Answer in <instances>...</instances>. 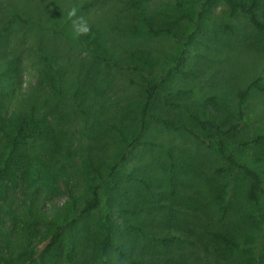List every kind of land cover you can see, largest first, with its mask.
I'll return each mask as SVG.
<instances>
[{"label":"rangeland","instance_id":"rangeland-1","mask_svg":"<svg viewBox=\"0 0 264 264\" xmlns=\"http://www.w3.org/2000/svg\"><path fill=\"white\" fill-rule=\"evenodd\" d=\"M55 1L62 7L56 13L38 0H0V154L6 143L2 129L17 112L46 114L57 121L59 133L53 153L42 157L40 144L30 148L35 165L24 162L7 202L0 198V227L7 231L10 243L6 256L13 258L23 251L33 253L34 264H94L99 225L105 222L113 225L120 244L144 250L148 264H215L214 245L207 237L212 229L229 227L243 248V236L250 228L239 220L252 210L244 198L246 182L222 160L215 142H201L151 121L141 140L153 144L132 146L126 160L110 171L120 150L115 127L121 129V119L123 125L132 123L142 92L135 74L112 68L104 96L110 105L125 106L121 114L103 112L98 105L86 113L75 107L70 88L81 80L80 64L94 56L88 55L83 33L74 31L73 21L82 22L88 30L96 28L100 42L114 50L115 60L125 59L135 48L157 56L171 69L166 80L170 99L186 101L201 112L218 107L232 121L238 90L256 78L264 86V40L242 15L230 17L223 0H139L156 25L174 27L177 39L129 27L133 14L128 12L132 9L127 0ZM178 1L191 9L192 21L174 12ZM11 8L18 10L21 19L10 16ZM199 10L200 16L196 15ZM50 83L57 89L62 85L64 93L55 92ZM211 95L217 96L218 106L207 100ZM159 103L158 112L165 113ZM263 132L264 92L252 91L244 103L239 131L230 140V151L260 172L264 182V145L237 147L239 141ZM88 159L100 169L103 189L97 207L81 214L95 177ZM171 175L176 181L174 196ZM108 182L119 185L109 203L104 190ZM222 206L228 209L225 217ZM27 221L34 228L25 229ZM134 227L143 228L148 236ZM260 234L254 230L255 240L249 245L251 264L260 252ZM172 237L179 240L171 242ZM161 239L169 242L164 245ZM46 245L49 254L43 257ZM161 252L170 254L168 262L159 258ZM218 256L223 259L222 254ZM242 260L244 255L239 253L237 264Z\"/></svg>","mask_w":264,"mask_h":264},{"label":"trees","instance_id":"trees-1","mask_svg":"<svg viewBox=\"0 0 264 264\" xmlns=\"http://www.w3.org/2000/svg\"><path fill=\"white\" fill-rule=\"evenodd\" d=\"M38 1L45 8L50 7L52 9L53 7L55 13L59 9H62L60 5L57 6L55 0ZM127 1L132 9V11L128 12L133 14L132 20L129 22V27L138 29V31H142L148 35L168 33L176 39L178 38L174 27L166 24L156 25L146 13H144L142 7L139 5V0ZM206 1L207 0H205V2ZM223 2L228 8V15L230 17L234 18L237 15H242L245 22L255 32L256 36L264 40V18L262 19V17H260V15L264 16V13H262V9H264V0H223ZM174 8L175 13L179 12L192 21L191 16L193 12L190 8V10H187L180 1L174 5ZM196 15L200 16L201 11H197ZM10 16L12 18L21 19L20 13H18V10L15 8H11ZM23 20L24 19L21 21ZM96 32V28L91 27L82 35V40L86 44L85 48H87L88 55L93 54L94 59L80 64L82 70H79L78 76H80L81 80L73 83L74 86L70 88L75 107L81 112L86 113V110L91 108L94 109L93 106L98 105L99 109L103 112L108 109V112L121 114L125 106L119 103L110 105L109 98L104 96V92H108L109 90L108 82H110L112 74L109 71L112 68L117 70L126 69L135 74L139 80L138 87L142 92L138 109L130 119L132 123L129 124V126L123 125L124 123H122L123 120L121 119L120 123L122 130L115 127L120 140V150L118 151V160L109 167L110 171L114 172L117 165L126 160L127 152H129L132 146L136 144H153L152 142L141 140V136L147 131L151 121L164 129L193 135L201 142H215L217 152L222 160L227 165L238 170L245 180L246 188L244 198L252 206L251 212L242 215L239 220L245 227L248 225L250 228L243 236V248L240 240L235 235L236 232L229 229V227L212 229L207 232L209 241L214 245L213 255L215 257V264H237L239 253L244 255V260H242L241 264H251L252 250H249L251 249L249 245L255 240L254 230L260 231L261 234L259 236H261L262 244L259 245L260 252L257 254L256 257L258 258H256L253 264L263 263V261L259 263V259H261V257L264 258L262 252L264 250L263 177L255 168L236 159L235 155L230 151V140L239 131L240 124L244 119V103L247 96L252 91L264 92V86L260 84L259 78L250 81L244 88L238 90L237 106L234 113L235 121H232L228 116L223 115L218 107L213 112H201V109L197 110L196 107L190 105L186 101H175L170 99L168 96L172 93L170 90H167L166 82L167 78L171 75L170 66L164 67L158 61L157 56L140 48L129 50L126 58L121 61L115 60L114 50L107 47L104 43L105 47L100 42ZM101 69H106L108 71L103 70L104 72L101 73ZM50 85L51 88L55 92L60 93V95H62V92L64 93V87L62 85L59 89H57L53 83H50ZM159 96H161L160 100L158 99ZM207 100L218 106L216 95L207 97ZM111 102L113 101L111 100ZM159 102L161 105L165 106L163 107L166 109L165 113L158 112L160 105L157 103ZM171 111L174 112V114H170ZM176 112L178 113L175 114ZM7 123L8 127L2 129L6 142L5 151L0 154V198H3L4 203L7 202V198L10 197L11 193H9V188L12 183H14V180H16L17 171L24 170L22 169L23 163L28 162L29 165H35L32 164V150H30V148L32 149L36 146L34 144H40L39 147L44 151L40 156L44 157L49 152L53 153L59 145V133L57 134L55 128L58 123L57 121L54 122V119H49L46 114H36L33 111L30 115H26L17 112L13 116H9ZM129 138L131 139L129 140ZM249 145L256 147L264 145V132L237 143L238 148ZM40 156L35 157L40 159ZM168 156L170 160L173 159L172 154L169 153ZM88 167L91 168L95 177L88 185V195H86L83 200L80 211L81 214H89L92 209L97 207L100 201L101 187L103 189L100 183V180H102L100 169L95 166L90 159H88ZM172 168H174L173 162L170 163V173L173 172ZM114 180L115 174H113V181ZM109 183L110 182L104 187L107 195V203L111 200V192L119 188L118 183L112 182L113 186ZM175 183L176 181L171 175L169 184L171 195L173 196L175 195ZM221 208L223 210L222 216L225 217L228 209L224 206ZM125 211L127 210L125 209ZM28 213H31V211L28 210ZM29 228H34L32 221L25 222V229ZM134 228L138 230L142 236H148V233H146L143 228ZM98 232L99 234L94 248V264L149 263L145 257L146 252L144 250L142 252L140 248L135 250L133 247L127 249L126 245L120 244L117 239L118 236L114 232V227L110 222L101 223ZM150 239L153 241L152 238ZM178 240L177 237H172L171 242ZM160 242L165 245L169 242V239H161ZM48 245H46L41 252L43 257L49 254L48 250L50 248H48ZM9 249V235L2 226L0 227V264H34L35 260L33 259V253L22 251L11 258L6 256V254L9 253ZM219 254H222L223 259L219 258ZM161 255L162 256L159 258L163 259V262L169 261L170 254L161 252Z\"/></svg>","mask_w":264,"mask_h":264},{"label":"clouds","instance_id":"clouds-1","mask_svg":"<svg viewBox=\"0 0 264 264\" xmlns=\"http://www.w3.org/2000/svg\"><path fill=\"white\" fill-rule=\"evenodd\" d=\"M69 15L71 16L72 13H69ZM73 28L77 34L84 33V32L88 31L87 27L84 26V24L82 22L73 21Z\"/></svg>","mask_w":264,"mask_h":264}]
</instances>
